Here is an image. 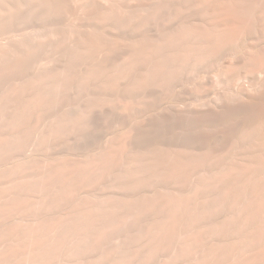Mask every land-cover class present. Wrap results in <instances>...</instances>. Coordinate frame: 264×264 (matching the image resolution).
<instances>
[{"label": "bare ground", "instance_id": "obj_1", "mask_svg": "<svg viewBox=\"0 0 264 264\" xmlns=\"http://www.w3.org/2000/svg\"><path fill=\"white\" fill-rule=\"evenodd\" d=\"M225 48L235 67L264 74V0H0V264H264V75L217 92L220 123L200 132L194 154L141 148L132 126L93 158L22 154L97 112L92 94L95 108L82 97L70 108L72 91L132 82L113 97L111 112L125 117L142 84L164 85Z\"/></svg>", "mask_w": 264, "mask_h": 264}, {"label": "rangeland", "instance_id": "obj_2", "mask_svg": "<svg viewBox=\"0 0 264 264\" xmlns=\"http://www.w3.org/2000/svg\"><path fill=\"white\" fill-rule=\"evenodd\" d=\"M230 49H231V47H229ZM229 48H225L222 52H225L226 50L228 51H230V49ZM234 48V47H233ZM233 50V49H232ZM226 51L227 52V54L229 55H227L226 57H223L222 59H220L222 56H225V55H223L222 53V56L221 55H219V58L217 57L218 55H216L215 57L219 60V61H215L216 60V58L214 59V57L213 58H210V59H208V60H206V61H204L203 62V64H202V62L201 63H198V64H201L202 66H197L198 64H192L193 66H191L190 64H188V66L190 67V68H188V67H186V65H184L183 66V68H182V71H183V69L185 68H187V70L188 69H190V70H188V71H186L185 69H184V74L182 75L181 74V72L180 73H178L173 79H172V81L170 80V81H168V83L169 84H173V82H174V84H176V87L174 86V84H173V86H174V88L173 87H171V86H168L169 84L167 83V82H165V84L163 85L162 84V82H159L158 84H157V82L155 81V85H154V81H151L152 82V84H150V85H148V86H152L151 88L149 87L148 88V86H147V88L145 89L144 88V84H139V85H141L142 87H140V89H142V90H138V92L137 91H135V92H137V94L135 95L134 93H133V96L131 95V97H132V99H134L133 101H134V103L135 104H138L139 105V103H140V105L138 106V107H140L139 108V110H137V108L138 107H136L135 108V110L132 112H128L126 115L127 116H129L132 120L135 118V117H138V118H136L135 120L136 121H139V118H140V116L142 117V118H140L141 120V123L140 124H138L137 122H135V124H134V122H133V124L131 125V122H132V120L130 119V118H126V115H125V117H124V115L123 114H125V113H121V116H120V114L119 115H116V113H112L111 111H115V109H113V108H115V103H116V101L118 100V98L120 99V97H122L120 100H122V99H125V97H126V95H124V93L123 92H119V91H122L124 88H128L131 84L132 85H134L131 81H129V80H127L128 81V83L129 82H131L127 87H126V85H122L124 88L122 89V86L121 85H119L120 86V88L122 89H119V86L118 87H116L115 89L113 88V89H110V91H106V90H108V88H106V92H104L103 90L105 89L103 86L102 87H97L96 89L94 88H92V86L94 85L95 86V82H92L91 84H89L88 86L89 87H86L85 88V91H81V93L82 94H84V95H86V96H84V95H82V96H79V95H81V93L79 94V95H77V92H78V90H74V91H72V93H71V95L69 96L70 97V99H68V100H70L69 102L71 103V105L69 104V106H70V108H73V107H76L77 105H79L80 103L79 102H81L83 99H84V101H82L81 102V104L83 103V102H85V104H91V106H95L96 107V103L94 104V105H92V103H93V101L96 99L94 96H98V98L100 97H102V100H100V99H96L94 102H96V101H98V105H99V107H94L95 109H97V108H99L98 110H97V112H95L96 110H94L93 112H92V114L94 115V116H92V114H91V116H90V118L88 119V121H87V123L86 124H88V125H84V127H75V129L76 130H73L74 129V126L73 127H70V128H73L72 130H73V134H76V133H78V134H76L75 136L71 133V131L69 130V131H67V132H69L70 134H72V135H68L67 134V132L65 133L67 136V140H66V137L64 138V136L65 135H62L60 138H63V140H61L60 138H58V143L56 144V143H51L49 140H47L48 141V143H50V144H48L47 143V141L46 140H39L42 144L43 143H45L47 146H46V149H45V147H41V143L40 142H38V144L40 145V146H38L37 144H36V146L34 147V145H32V147L31 146H29V147H27V148H25L24 149V151H23V153L22 154H24L23 156H26V157H28V156H32L33 158H35V159H38V164L39 163H43L44 161L46 162V160L47 161H51V159L53 158V159H55V160H57L56 158H55V156L57 157V156H59V157H57V158H59V159H62V158H60V157H62L63 155V157H67L68 155H70V159H72L73 157V159H75V157L77 156H79V157H84V156H87V158H93L92 157V155L93 156H96V155H94V154H99V153H101V152H103V150H104V147H106V144L108 143V139H110V137H112L114 134L115 135H117L118 133H120V131H122V130H124L127 126H132V127H134V129L137 131V134H136V131H134L135 132V136H136V140H137V145L139 146L140 145V147L141 146H143L144 148H152V147H154V148H156V149H158V150H162V149H164V150H166V151H168L169 150V148L170 147H172V148H170V150L171 151H176L177 153L178 152H184L183 150H180V149H182V148H186V153H188V155H190L191 153H195V148L197 147V143H198V140H199V134H201V133H203V132H208V130H210V128L212 129L213 127H215L216 125H218L219 123H220V121H219V119L216 117V115H215V113H213L212 114V112H215V109L214 108H216L217 107V104L216 103H218V105H219V100H220V98H219V95L220 94H222L220 97L222 98L223 97V95L224 96H226L227 94H233V95H235L236 94V92H237V94H238V92L240 93V88L241 87H243L244 85H247L248 84V82L250 81L251 82V80L253 79V77L255 76L256 77V79L257 80H259V78L260 79H263V75L264 74H262V76L261 75H254V71L252 72V75L250 74V71L249 72H247L251 67L249 66L248 68H247V65L245 66L244 65V63L243 64H241L242 62H239L240 64H237L238 62H236V67H235V61H234V63H231V62H233V61H231L232 59H230L229 60V57L231 56V54L234 52V51ZM225 52V53H226ZM232 52V53H231ZM225 58L227 59V61L229 60V62L227 63V61L225 60ZM231 58V57H230ZM211 60H212V62H211ZM214 60V61H213ZM221 60V61H220ZM223 61H225V62H223ZM217 64V65H216ZM230 64L232 65V64H234L233 65V67H234V69L232 70V67L230 66ZM196 65V67H194ZM217 66H219L218 67V69H217ZM229 66V67H228ZM240 66V67H239ZM201 67V68H200ZM214 67V68H213ZM194 68V69H193ZM228 68H230V69H228ZM237 70H236V69ZM192 69V70H191ZM202 69V70H201ZM252 69V68H251ZM250 69V70H251ZM222 70V71H221ZM236 70V71H235ZM247 70V71H246ZM228 71H230V72H228ZM233 71V72H232ZM220 72V73H219ZM227 72V73H226ZM247 72V73H246ZM256 72V71H255ZM220 75H219V74ZM228 73H229V75H228ZM191 74H192V76H191ZM195 74V75H194ZM199 74H200V76H199ZM247 74V75H246ZM199 76V77H197V76ZM178 76H180V80L178 79L179 77ZM235 76H236V78H235ZM239 76V77H238ZM215 77V78H214ZM235 78V80L236 81H234V82H237L238 80H237V78H239V80L240 81H238L237 83L239 84H236V83H233L232 81L234 80V78ZM254 77V78H255ZM258 77V78H257ZM201 78V79H200ZM218 78V79H217ZM178 79V80H177ZM201 82H203L202 84L200 83V81ZM205 81H204V80ZM213 79H214V81H213ZM217 79V80H216ZM256 79H254V80H256ZM207 80V81H206ZM209 80V81H208ZM219 80H220V82H219ZM229 80H230V82H229ZM127 81H126V83H127ZM176 81H178V84L176 83ZM197 81H198V83H197ZM218 81V82H217ZM205 82V83H204ZM97 83V82H96ZM125 83V84H126ZM127 83V84H128ZM199 83H200V86H199ZM214 83H216V86H215V84ZM221 85H220V84ZM228 84V86L229 87H226V85ZM233 83V84H232ZM204 84H205V86H204ZM211 84V85H210ZM226 84V85H225ZM234 85V86H231V85ZM90 85H92L91 87H90ZM160 85H162V88H161V86ZM166 85V86H165ZM201 85H203V86H201ZM218 85V86H217ZM222 86V87H220V86ZM241 85H243V86H241ZM165 87V89H163L164 87ZM206 86H207V89H205L206 88ZM210 86V87H209ZM215 86V88H213ZM238 86V87H237ZM241 86V87H240ZM115 87V86H114ZM155 87H157V88H155ZM168 87V88H167ZM171 87V88H170ZM199 87H200V89H199ZM202 87V88H201ZM204 87V88H203ZM218 87H220V88H218ZM224 87V89H222ZM234 87H237V88H234ZM240 87V88H239ZM91 89V91L90 92H92V93H90L89 92V94H88V91H86V89L87 90H89V89ZM99 88V89H98ZM103 88V89H102ZM144 88V89H143ZM154 88H155V90H157V91H154ZM167 88V89H166ZM170 88V89H169ZM173 88V90H171ZM200 90V91H197L198 89ZM218 88V89H217ZM228 88V89H227ZM159 89V90H158ZM196 89V90H195ZM210 89H212L211 91H208V90H210ZM84 90V89H83ZM102 90V91H101ZM115 92H114V91ZM117 90V91H116ZM204 90V91H203ZM234 90L236 91V92H234ZM239 90V91H238ZM111 91H112V93H111ZM145 91V92H144ZM151 91V92H150ZM160 91V92H159ZM162 91V92H161ZM212 91H213V93H212ZM226 91H228V92H226ZM94 92V93H93ZM99 92V93H98ZM100 92L102 93V92H104V93H102V94H104V95H101L100 94ZM113 92H114V94H113ZM118 92H119V94L121 95L120 97H118L119 96V94H118ZM141 92H143V93H141ZM220 92V94L218 95V93ZM121 93H123V94H121ZM149 93V94H148ZM154 93V94H153ZM168 93H170V94H167ZM217 93V94H216ZM225 93V94H224ZM90 94H92V95H94V96H92V95H90ZM99 94V95H98ZM106 94H113L114 96H111L110 95V97H112L111 99L112 100H114L113 99V97L115 98V100L114 101H112L110 98L108 99L107 98V96H109V95H106ZM117 94H118V96H117ZM139 94V95H138ZM149 95V96H147V95ZM150 94H151V96H150ZM162 94V95H161ZM90 95V97H88ZM135 95V96H134ZM138 95V96H137ZM215 95H216V97H215ZM229 95H227V96H229ZM115 96H117V97H115ZM127 96H129V95H127ZM143 96V97H142ZM164 96V97H163ZM168 96V97H167ZM81 97H82V100H81ZM86 97V98H85ZM124 97V98H123ZM134 97V98H133ZM213 97V98H212ZM215 97V98H214ZM95 98V99H94ZM105 98H107V99H105ZM117 98V99H116ZM154 98V99H153ZM212 99V100H210V99ZM73 99H74V101H73ZM89 101H88V100ZM106 101H105V100ZM145 99V100H144ZM147 99H150V101L148 100V101H146ZM160 99H162V100H160ZM165 101H164V100ZM198 99L200 100V101H198ZM216 99V100H215ZM219 99V100H218ZM81 100V101H80ZM87 100V101H86ZM93 100V101H92ZM140 100H141V102H140ZM159 100V101H158ZM209 100V101H208ZM215 100V101H214ZM75 101H77V103L75 102ZM107 101L108 102H114V103H111V105L112 106H114V107H112V108H110V104H108L107 103ZM136 101H138V102H136ZM153 101V102H152ZM156 101V102H155ZM196 101V102H195ZM209 103H208V102ZM74 102V103H73ZM101 102V103H100ZM105 102L107 103V105H105ZM204 102H205V104H204ZM211 102V103H210ZM215 102V103H214ZM73 103V104H72ZM153 103V104H152ZM198 103H200V104H198ZM202 103H203V105H202ZM77 104V105H76ZM115 104V105H114ZM145 105V106H142V105ZM165 104V105H164ZM190 104V105H189ZM196 104V105H195ZM110 105V106H109ZM149 105V106H148ZM155 105V106H154ZM189 105V106H188ZM208 105V106H207ZM213 105V106H212ZM81 106V105H80ZM148 108H147V107ZM158 106H160V107H158ZM172 106H174L175 108H173ZM176 106H178V107H176ZM195 106V107H194ZM103 107H105L104 109H106V110H108L109 108V110H110V112L112 113V115H110L111 113L109 112V110L108 111H105V110H103ZM142 107H144V109L142 108ZM152 109H150V108ZM172 109H170V108ZM186 108V110L187 111H189V113H187V111L185 110V108ZM192 107V108H191ZM205 107V108H204ZM142 108V109H141ZM165 110H164V109ZM167 108V109H166ZM180 108V109H179ZM189 108H191V109H189ZM194 108V109H193ZM200 108V109H199ZM204 110H202V109ZM113 109V110H112ZM146 109L148 110V109H150V110H148V112L146 111ZM156 109V110H155ZM176 109H178V110H176ZM182 109H184L183 111H180V110H182ZM189 109V110H188ZM205 109H207V110H205ZM141 110V111H140ZM175 110V111H174ZM194 110V111H193ZM213 110V111H212ZM104 111H105V113H104ZM161 111V112H160ZM168 111H170L171 113H169ZM182 112V114H184V113H187V114H189L188 116H185V115H183V117H182V114H180V112ZM196 111V112H195ZM242 111H243V109H242ZM102 112H103V115H101L100 116V114H102ZM108 112H109V114H108ZM141 112H143L142 114H140ZM184 112V113H183ZM190 112H191V115H190ZM192 112H194V113H192ZM109 115V117L107 116V114ZM138 113V114H137ZM145 113V114H144ZM156 113H157V115H156ZM175 115H174V114ZM225 113H226V111H225ZM243 114L244 113H246V111L244 110V112H242ZM96 114V115H95ZM130 114V115H129ZM133 114V116H134V118H132L131 117V115ZM136 114V115H135ZM144 114V115H143ZM178 114V115H177ZM186 114V115H187ZM211 114L213 115V116H211ZM247 114V113H246ZM161 115V116H160ZM170 115H173V116H170ZM177 115V116H176ZM196 115V116H195ZM205 115V116H204ZM215 115V116H214ZM226 115H229L228 114V111H227V114H225V116ZM96 116V117H95ZM103 116V117H102ZM122 118H120V117ZM157 116V117H156ZM192 116V117H191ZM201 118H200V117ZM209 116V117H208ZM247 116V115H246ZM245 116V117H246ZM95 117V118H94ZM98 117V118H97ZM108 117V118H107ZM117 117H119L120 119H121V122L120 123H124L126 120L125 119H127L128 121H126L124 124H123V129H122V125L118 122V120H120V119H118ZM146 117V118H145ZM172 117V118H171ZM181 117H182V120H181ZM191 117V118H190ZM194 117H196V118H194ZM198 117H199V119H198ZM228 117V116H227ZM117 118V119H116ZM159 118V119H158ZM169 118V119H168ZM186 118V119H185ZM203 118H204V121H202L201 122V120H203ZM212 118V119H211ZM115 119H116V121L118 122V124L119 125H121V126H119L118 124H117V122L115 121ZM144 119H146V120H144ZM188 119V120H187ZM210 119V120H209ZM215 119V120H214ZM114 120V121H113ZM144 120V121H143ZM162 120V121H161ZM167 120H169V121H167ZM171 120V121H170ZM181 120V121H180ZM193 120V121H192ZM196 120V121H195ZM97 121V122H96ZM100 121V122H99ZM111 121V122H110ZM134 121V120H133ZM161 123H160V122ZM174 121V122H173ZM187 121V122H186ZM191 121V122H190ZM200 121V122H199ZM110 122V123H109ZM114 123V126L111 124V123ZM115 122H116V124H115ZM185 122H186V124H185ZM189 122V123H188ZM193 122V123H192ZM168 123V124H167ZM177 125H176V124ZM180 123H181V125H183V126H181V129H182V131H184V132H182L181 133V129H179L180 128ZM197 123V124H196ZM111 124V125H110ZM157 124V125H156ZM179 124V125H178ZM109 125V126H108ZM134 125V126H133ZM166 125H167V127H166ZM176 125V126H175ZM192 125V126H191ZM89 126V127H88ZM107 126V127H106ZM116 126V127H115ZM159 126V127H158ZM164 126V127H163ZM184 126H186V127H184ZM86 127V128H85ZM120 127H121V130H119L120 129ZM148 127V128H147ZM166 127V128H165ZM174 127V128H173ZM176 127V128H175ZM183 127H184V129H183ZM192 127V128H191ZM196 127V128H195ZM116 128V129H115ZM119 128V129H118ZM160 128V129H159ZM167 128H169V132H168V129ZM186 128H188V130H186ZM202 128V129H201ZM208 130H207V129ZM69 129V128H68ZM88 129H89V131H88ZM91 129V130H90ZM109 129V130H108ZM150 129V130H149ZM170 129H171V131H170ZM194 129V131H192ZM148 130V131H147ZM173 130V131H172ZM197 132H196V131ZM199 130V131H198ZM205 130H207V131H205ZM76 131V132H75ZM93 131V132H92ZM96 133H95V132ZM107 131H111L110 132V134H109V132H107ZM176 131H177V133H176ZM178 131H180V132H178ZM186 131V132H185ZM192 131V132H191ZM92 133V134H88V133ZM143 132V133H142ZM148 132V133H147ZM161 132V133H160ZM173 134V136L171 137V138H173L171 141L169 140V138L168 137H170L171 136V133ZM175 132V133H174ZM188 132V133H187ZM190 132V133H189ZM201 132V133H200ZM103 133H105V134H103ZM139 133L141 134L142 133V136H140L139 135ZM158 133H159V136H158ZM187 133V134H186ZM87 136H86V135ZM95 134V135H94ZM109 134V135H108ZM113 134V135H112ZM162 134V135H161ZM166 134H167V136H166ZM169 134V135H168ZM178 134V135H177ZM179 134H181L182 136H184V137H181V135H180V137H178L179 136ZM186 135V137H185V135ZM189 134V135H188ZM192 134V135H191ZM194 134V135H193ZM92 135V136H91ZM112 135V136H111ZM137 135H139V136H137ZM161 135V136H160ZM175 135H177V137L175 136ZM189 137H188V136ZM191 135V136H190ZM139 137V138H138ZM167 137V138H166ZM191 137H194V139L193 138H191ZM77 138V139H76ZM86 138V139H85ZM105 138H106V140H105ZM108 138V139H107ZM116 138H117V136H116ZM115 138V139H116ZM184 138V139H183ZM83 139V140H82ZM187 139V140H186ZM56 140H54V141H56ZM104 140V141H103ZM140 140V141H139ZM175 142H174V141ZM183 140V142H181V141ZM186 140V141H185ZM44 141V142H43ZM52 141H53V139H52ZM60 141V142H59ZM105 141L107 142L106 144H105ZM152 141V142H151ZM188 141V142H187ZM151 142V143H150ZM156 142V143H155ZM174 144H172V143ZM143 143H144V145H143ZM44 144V145H45ZM54 144V145H53ZM158 144V145H157ZM172 144V145H171ZM187 144V145H186ZM177 145V146H176ZM182 145V148L180 147ZM186 145V146H185ZM189 145H191V146H189ZM38 146V147H37ZM49 146V147H48ZM149 146V147H148ZM179 146V147H178ZM185 146V147H184ZM40 147V148H39ZM143 147H141V148H143ZM195 147V148H194ZM30 148L32 149V150H30ZM41 148H43V149H41ZM179 148V149H178ZM188 148V149H187ZM34 149H36V150H34ZM101 149V150H100ZM178 151H177V150ZM34 150V151H33ZM44 150V151H43ZM169 150V151H170ZM191 150H193V151H191ZM32 151V152H31ZM36 151V152H35ZM96 151V152H95ZM106 151V150H105ZM104 151V152H105ZM190 153H189V152ZM40 152H42V153H40ZM46 152V153H45ZM98 152V153H97ZM34 153V154H33ZM38 153V154H37ZM175 153V152H174ZM185 153V152H184ZM184 153L181 155V154H179L178 153V155H181V156H183L184 155ZM43 154H46V156L45 155H43ZM47 154H48V156H47ZM92 154V155H91ZM73 155V156H72ZM89 155H91V156H89ZM43 156V157H42ZM184 156H187V155H184ZM49 157H50V159H49ZM67 157V159H69ZM76 157V159H78ZM86 158V157H85ZM46 159V160H45ZM52 159V160H53ZM63 159H66V158H63ZM160 182V181H159ZM160 183H165V181L163 182V180L160 182ZM103 185V184H102ZM101 184H100V187L99 186H97L98 188H100L99 189V191L100 190H102L103 188V186H102ZM164 185V184H163ZM162 185V186H163ZM102 186V187H101ZM96 187V189H98ZM96 189H93L94 191H95V193H99L98 191H96ZM146 190H148V191H151V192H153V191H155L154 190V187H150V188H145ZM41 190H43V189H41ZM94 191L93 192H90V193H94ZM106 190H103L102 192L100 191V193L98 194V195H100L101 193H103V192H105ZM38 192H40L39 194H41L40 196H44L43 195V191H40V190H38ZM39 194H38V201H40L41 202V200H43V199H41L42 197H40L39 198ZM88 198V197H87ZM41 199V200H40ZM57 208L58 207H56V210H57ZM40 210V209H39ZM54 210V209H53ZM58 210H59V208H58ZM57 210V211H58Z\"/></svg>", "mask_w": 264, "mask_h": 264}]
</instances>
